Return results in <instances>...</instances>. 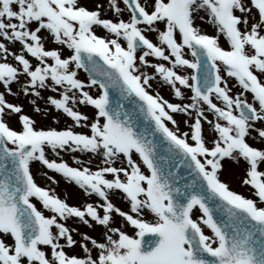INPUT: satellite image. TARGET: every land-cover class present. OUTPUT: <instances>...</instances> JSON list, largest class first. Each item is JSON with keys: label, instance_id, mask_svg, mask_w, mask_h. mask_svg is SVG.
I'll return each mask as SVG.
<instances>
[{"label": "snow or ice", "instance_id": "1", "mask_svg": "<svg viewBox=\"0 0 264 264\" xmlns=\"http://www.w3.org/2000/svg\"><path fill=\"white\" fill-rule=\"evenodd\" d=\"M0 264H264V0H0Z\"/></svg>", "mask_w": 264, "mask_h": 264}, {"label": "rangeland", "instance_id": "2", "mask_svg": "<svg viewBox=\"0 0 264 264\" xmlns=\"http://www.w3.org/2000/svg\"><path fill=\"white\" fill-rule=\"evenodd\" d=\"M94 2H96V0H88V6L92 7ZM99 2L103 3V2H105V0H99ZM198 23H199V21H198ZM202 31H205L209 35H215V30L210 25H204L202 27ZM96 33L105 35L103 30H101L99 28L96 29ZM147 35L152 36L155 39V34L147 33ZM44 43H45V47L47 49H51V48H54V47H59V46H56L54 44L49 43L47 40H45ZM219 43H220V45L222 47H226V45L224 43V40L222 38L220 39ZM64 54H66V50H64ZM188 58L191 59L190 56ZM188 71L190 72V70H188ZM149 74L151 75V70H149ZM77 76H78L79 79L83 80L85 83L87 82V76H86L85 72L82 69L77 70ZM153 83H154V88L152 90L153 92L159 91L161 93V95L164 96L165 99H168L170 102H176V98L174 97V95H172L170 93V90H169L168 86L163 85L162 82L158 86L156 85V82H153ZM232 83L233 82L231 80H229V86L230 87L232 86ZM13 87H14V90H15V86H13ZM238 90H239L238 88L234 89V91H238ZM182 91H186V90L182 89ZM6 99H8L9 102L22 104L23 107H24L25 114L30 115L34 120H36L37 125L40 126V127H43V128L56 127V128L59 129V128L65 127L67 124H71L72 123L70 118H67L64 115L55 112L50 107H49V114H48L47 118H43L41 115L36 114L35 112L32 111L31 107L24 102V98L22 96L20 97V99H15L13 97L7 96ZM38 103L41 106H43V102L42 101H38ZM76 110H79V111L87 113V114H91V112H92V109H91L90 106L85 108L84 106L78 105ZM53 116H55L60 121V123L53 124L52 123V117ZM174 118L177 119L178 123L180 124L181 130H187L186 126L182 123V120H183L182 116L175 115ZM12 124H13L14 127L16 126L15 119L12 120ZM170 127H171V125H170ZM76 131H82L83 132V131H86V130L85 129H76ZM46 155H48V158H50V159L54 158L51 155L50 152L46 153ZM62 155H63L64 160L71 164V157L66 156L65 153L62 154ZM75 155L77 157H79L80 159H87V156H85V155H82V154H79V153H75ZM95 163H98V159L93 161V164H95ZM73 166H75V165H73ZM32 167H33V172H34V177L36 179V182L38 184L42 185V186H47L49 188H54L56 195L58 197H60L61 199H65L66 202L69 203L70 205L82 206L86 202H93V201H95L97 199L94 196L93 197H85L82 194V191L80 189H78L77 186H75L74 184L68 183V182H64L61 179H58V177H57V175L55 173H52L49 170L43 168V166H40L38 164V162L34 163ZM226 167H227V164H226ZM37 169H39V171H37ZM45 172L48 175L54 176V178L57 180V184L52 185L46 179V176L43 175V173H45ZM239 177H240L239 170H234L231 173L226 171L222 175V179L225 180L229 184V186H230V188L232 190L238 192L241 195H244L245 197H250L251 189L248 188L247 186L242 185L240 183V178ZM78 195H80V197ZM110 199H112L113 202L117 206L121 207L122 210H127V203L122 201V199L119 196H115V195L110 194ZM38 207H39V205H38ZM45 214H47V213H45ZM67 226H69V227H78L81 232H87L88 231L87 228H85L82 225H79V224L75 223V221L72 220V219L67 221ZM89 234L90 235H95V233H89ZM73 235H74V239H77V240L80 239L79 236H76L75 234H73Z\"/></svg>", "mask_w": 264, "mask_h": 264}, {"label": "bare ground", "instance_id": "3", "mask_svg": "<svg viewBox=\"0 0 264 264\" xmlns=\"http://www.w3.org/2000/svg\"><path fill=\"white\" fill-rule=\"evenodd\" d=\"M65 155H69V154H67V153H65ZM83 194V193H82ZM79 197H80V195H78Z\"/></svg>", "mask_w": 264, "mask_h": 264}]
</instances>
